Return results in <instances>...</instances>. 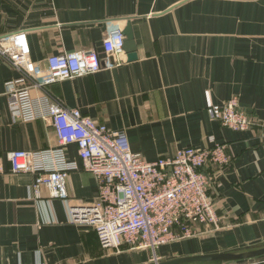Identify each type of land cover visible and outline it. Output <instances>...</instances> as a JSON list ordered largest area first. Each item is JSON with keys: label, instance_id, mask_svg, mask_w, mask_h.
Segmentation results:
<instances>
[{"label": "crops", "instance_id": "crops-1", "mask_svg": "<svg viewBox=\"0 0 264 264\" xmlns=\"http://www.w3.org/2000/svg\"><path fill=\"white\" fill-rule=\"evenodd\" d=\"M131 27L137 58L90 75L51 82L69 108L124 129L146 160L184 147L225 144L231 163L207 166L218 225L160 246L158 258L216 253L264 241V0H0V35L25 32L30 58L46 76V58L97 50L114 28ZM102 56V53L100 52ZM115 59L114 56H111ZM0 64V264H147L148 249L103 250L93 228L71 222V206L97 196L82 169L66 179L67 198L45 187L33 194L29 173H13L12 150L57 146L49 119L13 120ZM211 102L236 97L251 127L233 131L209 117ZM66 157L81 168L76 145ZM226 264H264V256Z\"/></svg>", "mask_w": 264, "mask_h": 264}, {"label": "built area", "instance_id": "built-area-1", "mask_svg": "<svg viewBox=\"0 0 264 264\" xmlns=\"http://www.w3.org/2000/svg\"><path fill=\"white\" fill-rule=\"evenodd\" d=\"M124 40L117 27L103 39L102 56L97 50L50 55L43 76L30 58L25 32L0 35V64L18 72L4 84L13 120L49 119L57 138L54 148L12 150L7 158L11 172L33 175L31 189L36 196L45 187L50 197L66 199L68 174L78 169L91 173L97 196L90 203L71 206V222L91 226L103 250L148 249L151 260H156L160 246L196 236L202 226L218 225L210 194L212 176L206 168L222 171L232 157L225 144L216 143L179 148L171 155L146 160L131 150L124 129L98 123L50 92L51 82L125 62ZM206 98L211 119L233 131L249 130L251 118L236 97L219 104L211 102L208 92ZM69 144L76 145L81 168L67 159Z\"/></svg>", "mask_w": 264, "mask_h": 264}, {"label": "water", "instance_id": "water-1", "mask_svg": "<svg viewBox=\"0 0 264 264\" xmlns=\"http://www.w3.org/2000/svg\"><path fill=\"white\" fill-rule=\"evenodd\" d=\"M125 35L124 50L127 53V60L133 61L137 58L136 46L131 27L128 25L123 31ZM102 41L97 42V51L101 52ZM264 256V241L244 245L216 253L180 256L170 259L158 258L147 264H226L237 261H244Z\"/></svg>", "mask_w": 264, "mask_h": 264}]
</instances>
